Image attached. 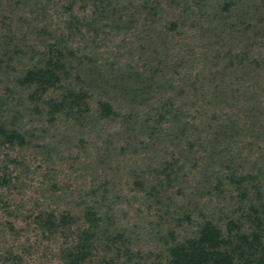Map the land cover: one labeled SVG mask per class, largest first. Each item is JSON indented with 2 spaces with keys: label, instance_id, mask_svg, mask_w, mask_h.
I'll list each match as a JSON object with an SVG mask.
<instances>
[{
  "label": "trees",
  "instance_id": "1",
  "mask_svg": "<svg viewBox=\"0 0 264 264\" xmlns=\"http://www.w3.org/2000/svg\"><path fill=\"white\" fill-rule=\"evenodd\" d=\"M53 129L127 154L134 192L92 181L53 207L51 180L34 223L62 264H264V0H0L8 217L26 147L51 164L67 143Z\"/></svg>",
  "mask_w": 264,
  "mask_h": 264
},
{
  "label": "rangeland",
  "instance_id": "2",
  "mask_svg": "<svg viewBox=\"0 0 264 264\" xmlns=\"http://www.w3.org/2000/svg\"><path fill=\"white\" fill-rule=\"evenodd\" d=\"M86 131L90 132L91 137H94L93 131L85 130L84 132ZM84 132L83 134L79 132L77 135H75L76 132L72 133L68 140H66L67 136L63 132L59 134L55 129L48 132L49 136L43 138L45 143L52 142L53 135L54 137L58 136L59 141H57L59 143L64 140L67 142L58 147H53L54 152L51 155L53 163L51 164H47L43 152L41 154L44 157L37 155L32 150V145L31 149L30 146L26 147L23 155L27 170L16 171L17 174L22 175L23 183L18 191L13 190L9 196L11 207L14 203L15 205L19 204L23 207V212L15 220L8 217L5 212L0 211V264H10L3 261V255L7 251L21 256L23 264H62L59 259L60 240H45V236H42L41 231L34 223L35 216L45 206L44 199H47L50 194L48 183L51 180L59 186L57 193H62L60 190L62 182L67 185V189L70 191L66 193L68 198L65 200L53 198L50 201L53 207L56 205L60 207L72 206V201L79 199L77 198V191H73L74 187L82 185L85 189L92 181L99 184L105 179L112 180L111 183L116 189L120 188L128 196L134 194L129 184L130 178L127 169L121 168L123 165L129 168L128 155L120 154L117 147L107 148L102 154H98L94 149L95 145L93 148V143L88 145L85 150H76L78 135L80 134L84 140L89 136L88 133L84 134ZM149 154L152 156V151H149ZM11 155L17 156L16 153H11ZM75 156L76 158L79 157V166L73 161L67 164V160ZM1 157L2 154H0ZM143 160L145 162L147 159L143 158ZM137 203L134 202L133 205L136 206ZM145 211H147L146 208ZM149 211L153 216L154 212ZM10 224L13 226L10 227Z\"/></svg>",
  "mask_w": 264,
  "mask_h": 264
}]
</instances>
